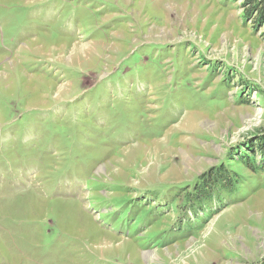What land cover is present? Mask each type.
<instances>
[{
    "label": "rangeland",
    "instance_id": "obj_1",
    "mask_svg": "<svg viewBox=\"0 0 264 264\" xmlns=\"http://www.w3.org/2000/svg\"><path fill=\"white\" fill-rule=\"evenodd\" d=\"M254 8L0 0V264H264ZM219 165L235 195L189 204Z\"/></svg>",
    "mask_w": 264,
    "mask_h": 264
},
{
    "label": "trees",
    "instance_id": "obj_2",
    "mask_svg": "<svg viewBox=\"0 0 264 264\" xmlns=\"http://www.w3.org/2000/svg\"><path fill=\"white\" fill-rule=\"evenodd\" d=\"M254 4V10L264 16V0H249ZM261 148V147H260ZM264 153V149H261ZM246 165L249 161L243 159ZM257 168L263 167L262 165L256 166ZM235 173L225 168L223 165L210 167L207 171L200 174L194 182L193 189L189 190L185 195L186 201L192 206H201L207 200H212L213 196L220 197L223 200L222 193L226 197L234 196L238 190V177H234Z\"/></svg>",
    "mask_w": 264,
    "mask_h": 264
},
{
    "label": "bare ground",
    "instance_id": "obj_3",
    "mask_svg": "<svg viewBox=\"0 0 264 264\" xmlns=\"http://www.w3.org/2000/svg\"><path fill=\"white\" fill-rule=\"evenodd\" d=\"M73 53L75 56H79L82 55V49L79 47H75V49L73 50ZM81 58V57H80ZM195 120H197L196 116L193 114H186L183 119L181 120V124L185 126H190V125H194L195 124ZM193 127V126H192ZM190 127V128H192ZM103 169V167H100L98 170L101 171ZM148 254V253H146Z\"/></svg>",
    "mask_w": 264,
    "mask_h": 264
}]
</instances>
